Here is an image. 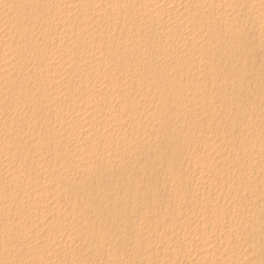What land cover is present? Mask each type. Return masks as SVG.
<instances>
[{
    "label": "rangeland",
    "instance_id": "1",
    "mask_svg": "<svg viewBox=\"0 0 264 264\" xmlns=\"http://www.w3.org/2000/svg\"><path fill=\"white\" fill-rule=\"evenodd\" d=\"M27 1L0 0V264H264V0Z\"/></svg>",
    "mask_w": 264,
    "mask_h": 264
},
{
    "label": "bare ground",
    "instance_id": "2",
    "mask_svg": "<svg viewBox=\"0 0 264 264\" xmlns=\"http://www.w3.org/2000/svg\"><path fill=\"white\" fill-rule=\"evenodd\" d=\"M25 1V0H24ZM27 1V0H26ZM28 2V1H27ZM25 3V2H24Z\"/></svg>",
    "mask_w": 264,
    "mask_h": 264
}]
</instances>
